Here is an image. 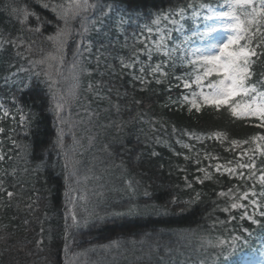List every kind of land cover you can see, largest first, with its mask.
Wrapping results in <instances>:
<instances>
[{
  "label": "trees",
  "instance_id": "trees-1",
  "mask_svg": "<svg viewBox=\"0 0 264 264\" xmlns=\"http://www.w3.org/2000/svg\"><path fill=\"white\" fill-rule=\"evenodd\" d=\"M100 2L105 8L111 4L114 10L103 25H96L99 32L90 25L83 38L78 34L79 22H72L73 37L64 49L61 75H54L56 89L67 94L73 62L86 69L79 77L77 96L62 112L67 123L59 124L49 110L53 101L44 76L34 75L43 68L29 63L52 51L45 37L56 30L55 13L38 0H0V39H16L19 45L0 47V128L4 129L0 133V155L4 156L0 188L5 190L0 191V264H68V256L78 264H244L260 260L264 230L241 220L243 209L222 211L231 201L217 195L236 186L247 190L253 181L220 175L214 166L235 161L240 149L226 151L231 140H248L264 134V129L255 127V120L234 119L223 109L189 111L182 96L190 94L181 91L173 77L194 78L195 73L180 61L166 68L169 76L161 78L160 84L141 85L133 79L140 75L142 64L146 67L165 59L153 52L149 61L146 51H140L144 48L140 41L148 36L146 27L154 28L151 19L188 3L220 9L224 0ZM13 6L27 7L50 23L41 34H34L10 15ZM191 13L186 11L183 20L177 18L175 28L166 25L170 48L202 27L201 19ZM35 23V16L30 17L28 26ZM156 38L154 28L151 39ZM81 42L90 51L77 49ZM201 46L199 41L190 45ZM134 53L138 61L132 68H122L121 59L132 63ZM255 72L254 81L264 72V60L257 62ZM2 107L8 116H3ZM21 112L28 117L23 125ZM58 128L64 133L63 147L56 143ZM214 133L223 134L228 142ZM243 147L255 148V144ZM200 168L212 178L204 179ZM7 191L14 195L9 198ZM82 192L85 203H75L73 213L79 226H74L70 204ZM197 195L196 203H186ZM243 229L253 234L248 236ZM233 236L241 237L233 247L208 244L231 241Z\"/></svg>",
  "mask_w": 264,
  "mask_h": 264
},
{
  "label": "snow or ice",
  "instance_id": "snow-or-ice-1",
  "mask_svg": "<svg viewBox=\"0 0 264 264\" xmlns=\"http://www.w3.org/2000/svg\"><path fill=\"white\" fill-rule=\"evenodd\" d=\"M38 2L42 4V7L51 8L55 13L57 27L53 34L45 37L52 45V51L44 53L39 60L29 61V63L42 66L43 71L35 72L34 75L44 76L53 101L49 110L55 114L59 124H66L67 121L63 119L62 112L77 96L79 77L86 71L82 65L73 62L69 68L72 81L69 92L60 94L56 89L58 80L54 78V75H61L60 67L64 64V49L73 37L72 22H79L81 31L78 34L83 38L90 31V25L92 29L99 32L101 29H97L96 25H103L114 9L111 4L105 8L100 0H64L62 3L52 4L43 2V0H38ZM188 10H192L191 14L194 18L201 19L202 27L193 30L190 36L185 37L181 45L170 48L166 43V39H170L166 35L169 32L166 25L171 24L175 28L179 20L184 19L185 12ZM201 10H203V15H201ZM10 15L17 19L22 28L27 27L28 31L37 35L42 33L45 24L50 23L29 11L27 7L13 6L10 8ZM32 16H35L36 23L34 27H29L28 21ZM121 23H123V17H121ZM151 24L155 28L157 38L151 39L154 28L146 27L148 36L140 41L144 44V48L140 51H146L149 61L153 58V52L161 54L165 59L155 65L149 63L146 67L142 64L139 68L140 75L133 78L135 81L141 85H147L153 81L160 84L162 83L161 78L167 79L169 76L166 68L175 67L176 62L180 61L182 64L191 66L195 73L194 78H185L184 75L173 77L179 82L177 87L182 86L183 89L192 90L195 86V90H192L190 95L182 96V102L189 107V111L199 112L204 107L217 111L223 109L234 119L255 120L257 122L255 127L264 129V72L259 73V80H253V77L257 75L255 72L257 62L264 60V0H224L220 9L204 3L198 6L188 3L186 7L158 13L155 18L151 19ZM161 24H165V27L162 28ZM220 33L224 34L223 39H217ZM193 41L201 42L202 46L190 47ZM31 44H35V40H32ZM31 44L28 51H31ZM3 45H9L12 48L19 47L16 39L9 38L0 39V47ZM80 47H84L85 51H90V48L84 46L82 42L77 44V49ZM16 55L21 54L17 52ZM134 56L136 59L132 63H125L121 59V67L132 68L138 61V55L134 53ZM147 77H152V80H148ZM23 87L27 88L29 85L23 84ZM92 88L93 85L89 84L88 90ZM8 115L9 113L5 111L4 116ZM27 119L28 117L21 112L19 118L21 125ZM3 131L4 129L0 128V133ZM213 135L217 139L228 142L227 137L221 133ZM63 139V130L58 128L56 143L61 147H63ZM13 143L15 144V141ZM229 143L230 148L226 151L240 149L235 161H228L224 165L216 164L214 171L220 175L226 173L229 177L236 176L245 183L248 181H253V183L247 190L236 186L229 188L227 192H219L218 196L226 197L231 201L221 210L230 212L232 209H243L240 219L247 220L264 230V166L258 167V158L261 165H264V134L258 133L248 140H231ZM246 144H255V148H244L243 145ZM184 147L187 148L189 145L185 144ZM212 159L216 158L212 157ZM2 160L4 156L0 155V161ZM198 171L204 172V179L212 178L211 173L206 169L200 168ZM197 179L198 182H203ZM257 183L259 191H257ZM188 186L191 187L190 184ZM0 191L5 190L0 188ZM6 195L11 198L14 193L7 191ZM198 200L199 195L186 203L194 204ZM243 201H247V204L242 203ZM175 202L174 200L173 203ZM181 211L183 212L184 209ZM229 219L234 220L235 217L230 216ZM72 220L74 226H79L75 214L72 215ZM87 224L88 222L85 221L84 226L86 227ZM243 232L248 233V236L253 234L248 229H243ZM240 239L241 237L233 236L231 241L220 240L216 245L208 241V244L217 247L227 243L229 247H233ZM261 264H264V261H261Z\"/></svg>",
  "mask_w": 264,
  "mask_h": 264
},
{
  "label": "rangeland",
  "instance_id": "rangeland-1",
  "mask_svg": "<svg viewBox=\"0 0 264 264\" xmlns=\"http://www.w3.org/2000/svg\"><path fill=\"white\" fill-rule=\"evenodd\" d=\"M218 39H223V37H219ZM183 89V87H182ZM186 92L189 91L187 89H185ZM4 112H5V109L3 108V116H4ZM84 192H82L81 194L80 193H76L74 195V197L72 198L71 200V204H70V215L72 216L74 213H73V210H75V203H79L81 205H84V195H83ZM84 209V208H82ZM72 213V214H71ZM69 260L66 261V263L68 264H78L77 262V259L75 257H72V256H68L67 257ZM261 261H264V257L261 258L260 260H257V259H254L252 260L251 262H248V263H244V264H261Z\"/></svg>",
  "mask_w": 264,
  "mask_h": 264
}]
</instances>
